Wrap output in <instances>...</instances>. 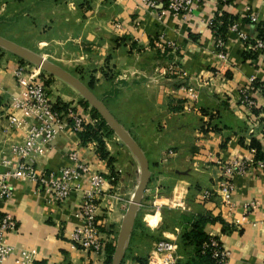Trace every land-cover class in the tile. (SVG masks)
<instances>
[{
  "label": "crops",
  "instance_id": "obj_1",
  "mask_svg": "<svg viewBox=\"0 0 264 264\" xmlns=\"http://www.w3.org/2000/svg\"><path fill=\"white\" fill-rule=\"evenodd\" d=\"M35 2L40 3V10L34 6V29L39 36L34 41L42 50L38 54L76 78L75 71L52 59L79 61L83 75L95 76L99 79L96 85L106 87L105 99L112 98L118 112L109 110L147 160V154L164 155L156 169L148 163L145 199L127 229L119 264H146L158 238L178 239L201 214L211 218L203 226L204 232L215 236L229 251L226 264H264L262 167L251 164L245 173L231 177L230 203H223L218 195L222 194V162L255 160L259 150L264 152L263 98L256 96L257 104L250 111L236 102L240 85L250 78H264V47L255 43L257 39L264 43V0H229L223 8L216 0H199L187 15H159L167 0H155L154 8L147 7L144 0ZM219 11L226 12L234 25L225 33L223 57L214 49L210 27ZM158 38H162V48L157 47ZM167 41L174 46H167ZM4 49L0 50V148L12 158L11 146L24 135L22 127L13 126L8 119V102L19 94L12 71L22 58ZM173 64L178 69L171 73ZM43 73L49 79L47 92L55 104L88 112L89 106L79 103L83 98L70 83ZM105 73L113 78H99ZM182 84L194 89L197 98H191ZM21 115L16 112L17 117ZM89 116L96 118L90 112ZM106 138L102 136L106 153H100L95 139L83 141L79 132L66 131L45 153L33 158L41 170L56 171L74 165L71 154L75 153L91 171L103 176V191L95 201L96 219L104 227L100 230L105 242L102 252L80 248L72 240L75 227L82 224L79 211L87 187L85 176L63 200L51 197L32 182L15 180L4 208L15 217L17 229L6 235L14 250L4 264H108L109 256L111 264L114 251L110 253V249H115L138 162L127 146L111 136L109 141ZM140 138L143 144L138 142ZM155 174L156 179L151 180ZM140 177L139 166L137 183ZM205 190H214L208 199L202 198ZM250 201L257 202L255 208H245ZM187 202L189 206L182 208ZM162 210H171L174 221L164 219ZM188 247L185 256H177V262L192 260L193 249Z\"/></svg>",
  "mask_w": 264,
  "mask_h": 264
},
{
  "label": "built area",
  "instance_id": "obj_2",
  "mask_svg": "<svg viewBox=\"0 0 264 264\" xmlns=\"http://www.w3.org/2000/svg\"><path fill=\"white\" fill-rule=\"evenodd\" d=\"M199 0H167L165 8L159 10V15L166 12L173 14H190L192 4ZM219 8H223L229 3V0H216ZM147 7H156L155 0H144ZM255 20V17H251ZM233 29L234 25H230ZM157 47L162 48V38H158ZM244 41H248L243 36ZM257 47L263 48L264 43L257 39ZM171 48L174 46L170 41L165 43ZM224 40L216 38L214 49L223 57ZM178 69L177 65H171L169 71L173 73ZM264 72V63L261 66ZM19 94L12 97L8 102L11 111L8 113V119L16 127H22L24 135L22 140L11 146L12 158L7 157L0 148V264H4L6 258L13 252L14 246L7 242L6 235L17 229L15 217L4 207L13 193V181L32 182L37 188L46 190L51 197L63 200L66 199L73 188L78 187L77 180L85 176L87 187L83 189V200L79 211L82 221L80 226L75 227L72 233V240L76 246L91 250L95 253L102 252L104 248V239L101 231L97 228L95 219V201L103 191V176L98 172L91 171L88 165L76 158V154L71 156L75 163L71 166L62 167L56 171L41 170L35 164L33 158L45 153L47 147H50L53 140L61 133H78L85 123H95L97 118L89 116L83 112H76L71 105L56 108L55 103L50 99L46 87L47 76L41 68L32 63H20L12 71ZM184 76V72H180ZM191 98L196 99V91L182 84ZM264 100V78L256 81L250 78L244 85L237 88L236 102L248 111L255 108L257 97ZM20 111L21 116L17 117L16 112ZM251 164H259L264 173V162L261 160L232 159L230 162L221 163L222 179L220 181V190L222 194L220 199L223 203H230L229 196L232 189L231 177L237 173H245ZM214 190H205L202 194L203 199L211 197ZM256 201H250L245 204V208H255ZM203 249L208 248L212 264H226L229 251L223 248L220 241L212 235L203 243ZM176 242L172 238H163L156 241L153 246V255L149 257L146 264H176ZM22 256L25 253L22 252Z\"/></svg>",
  "mask_w": 264,
  "mask_h": 264
},
{
  "label": "rangeland",
  "instance_id": "obj_3",
  "mask_svg": "<svg viewBox=\"0 0 264 264\" xmlns=\"http://www.w3.org/2000/svg\"><path fill=\"white\" fill-rule=\"evenodd\" d=\"M35 5H36L37 9L40 10V7H39L40 3L39 2L36 3L35 0H0V35L3 37H9L11 39L18 40L22 45L28 46L32 49H35L34 51H37L36 53H40L42 50H40L36 47V43L34 41L35 38H37V36H38V35H36L35 29H34L37 27V26L35 27V23H34L35 22L34 16L36 14L35 13L36 8L34 7ZM40 14L41 13H37V16H40ZM17 44H19V43H17ZM49 47H46V48L50 49ZM0 50H1V47H0ZM74 54H75V52H74ZM46 59H48V58H46ZM21 60H22V62H21L22 64L31 63L27 59L22 58ZM52 60L57 61V63H61L65 67H67L68 69L75 71L77 73V78L80 81H82V79L83 80L85 79L84 85L87 87L88 90H90L101 101L102 104H104L108 109L110 108L112 111L118 112V110H116V106L114 105L112 98H110L111 100L105 99L106 92H104V91L106 90V87L102 86L101 84L96 85L95 81H98L99 79H96L95 76L86 75V74L83 75L82 70L80 68L81 64H78L79 61L76 62V60H74V59L72 60L70 58H68V59L63 58V60H57V59H52ZM41 70L43 72H45L46 74H48V72L44 71L42 68H41ZM106 70L111 71V69H109L108 67H106ZM105 76H109V73H105L99 78H104ZM109 78L110 79L113 78V74L110 75ZM48 80L49 79H46V82ZM90 81H92V83H93L92 86L89 85ZM88 108H91V106L89 105ZM86 114H88V113H86ZM110 129L112 131L105 134L106 137H108V139L106 138V141H109V136H111L113 138V140H115V142L117 141L118 144L126 147V144L121 140V138L117 135V133L111 127H110ZM138 142L143 144L144 139L140 138V139H138ZM147 155L149 158L148 163H150L151 169H152V167H155V169H156V167L158 165L160 166V162H162V158L164 155H162V156L155 155V154H147ZM133 156L135 157V155H133ZM136 160L138 162V166H137L136 175H134V174L132 175L133 186H132V188H130V191H132V190L134 191V188L137 185L138 167L140 166V164H139V161L137 158H136ZM154 177H156V174H155V176L151 175L150 179L151 180H152V178H153V180L156 179ZM127 178L129 179V175ZM144 199L145 198L143 196L142 200H144ZM186 204L183 205L182 208L186 209L189 206V202H187ZM169 211H171V210H162L161 211L162 216L164 219L168 220V222H173L174 218H172V216H171L172 212H169ZM185 212L188 213V211H185ZM118 232H119V229L117 230L116 235H118ZM181 236L182 235H180L178 239H177V237L172 238L176 242V245H177L176 254H175L176 262L178 261V258H179V257H177L178 255L179 256L180 255L185 256L189 250L188 245L183 243ZM163 238H158L157 241L162 240ZM153 256L155 258L158 257V255H156V254H154Z\"/></svg>",
  "mask_w": 264,
  "mask_h": 264
},
{
  "label": "water",
  "instance_id": "obj_4",
  "mask_svg": "<svg viewBox=\"0 0 264 264\" xmlns=\"http://www.w3.org/2000/svg\"><path fill=\"white\" fill-rule=\"evenodd\" d=\"M0 47H3L18 54L21 58L27 59L31 63L37 65L39 68H42L44 71H47L50 74L58 76L63 80L67 81L68 83H70L81 94L83 99L86 100L88 104L98 112V114L103 118V120H105L106 123L110 125V127L117 133V135L121 138V140L126 144V146L138 159L142 170V175L131 195L129 204L123 215V219L117 235L115 249L111 259V264H119L127 229L133 218V215L138 210V206L141 203V200L144 195V190L147 186L150 177L147 157L145 156L144 152L142 151L138 143L120 125V123L111 113V111L104 104H102L101 101L90 90H88L87 87L84 85V83L80 81L78 78L71 75L64 69L60 68L50 60L39 55L38 53L33 52L25 48L24 46L17 44L1 35H0Z\"/></svg>",
  "mask_w": 264,
  "mask_h": 264
},
{
  "label": "trees",
  "instance_id": "obj_5",
  "mask_svg": "<svg viewBox=\"0 0 264 264\" xmlns=\"http://www.w3.org/2000/svg\"><path fill=\"white\" fill-rule=\"evenodd\" d=\"M231 18L224 11L217 12L215 18L211 21L210 27L213 31L214 36L217 38H222L224 40L225 33L228 27L231 25ZM22 62V60H21ZM48 82V81H47ZM46 82V83H47ZM92 81L89 82V85L92 86ZM88 85V86H89ZM83 106H89L88 102L84 99L79 102ZM56 108L66 107L67 104H55ZM90 113L93 117H96L99 121L96 123H85L79 132V135L83 141H86L90 138H93L97 141L98 149L100 153H106L104 148V141L102 136L111 132L110 126L106 123L105 120L98 114L94 108H90ZM255 160H261L264 162V152L260 150L255 155ZM96 219V217H95ZM211 220L208 215H198L191 223V229L187 232H184L181 236L183 243L188 246H192L193 249V258L190 261L186 262H176V264H212L213 258L210 255L209 249H203V243L206 242L209 238V235L206 234L203 230V226L207 221ZM97 221V219H96ZM97 228L102 231L104 227L100 225L97 221ZM114 251V246L110 249V253ZM111 256L108 258V264L110 262ZM144 263L145 260H142Z\"/></svg>",
  "mask_w": 264,
  "mask_h": 264
},
{
  "label": "bare ground",
  "instance_id": "obj_6",
  "mask_svg": "<svg viewBox=\"0 0 264 264\" xmlns=\"http://www.w3.org/2000/svg\"><path fill=\"white\" fill-rule=\"evenodd\" d=\"M140 174L142 175V170H141V167H140ZM141 178V177H140ZM139 182V181H138Z\"/></svg>",
  "mask_w": 264,
  "mask_h": 264
}]
</instances>
